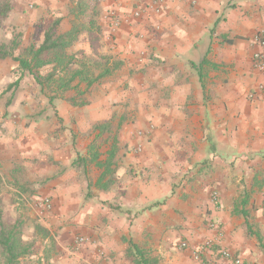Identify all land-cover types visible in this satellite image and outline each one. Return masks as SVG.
I'll return each mask as SVG.
<instances>
[{"label": "crops", "instance_id": "crops-1", "mask_svg": "<svg viewBox=\"0 0 264 264\" xmlns=\"http://www.w3.org/2000/svg\"><path fill=\"white\" fill-rule=\"evenodd\" d=\"M137 1L99 2L120 20L103 40L119 68L87 100L83 89L77 99L48 92L26 139L0 124V168L27 165L23 183L44 178L43 201L69 225L48 243L69 264H131L126 240L158 264H231L222 251L264 264V72L252 68L264 0H166L157 34L147 33L152 13L133 18L150 2L132 12ZM20 9L11 10L16 26ZM12 61L0 60V88L12 82ZM75 223L81 243L67 235ZM207 240L214 245L196 261Z\"/></svg>", "mask_w": 264, "mask_h": 264}, {"label": "rangeland", "instance_id": "rangeland-1", "mask_svg": "<svg viewBox=\"0 0 264 264\" xmlns=\"http://www.w3.org/2000/svg\"><path fill=\"white\" fill-rule=\"evenodd\" d=\"M9 1L11 10L14 4L21 5L19 12L20 17H17L21 18V21H19V25L16 26L14 24L15 21L11 17L10 10L8 16L3 20L0 26V44L9 45L13 39H16L19 48L14 52L15 56L19 55L20 50L31 45L38 47L42 42L44 31L57 20H59V29L61 32L68 31L73 23L81 24L88 20V18L85 17L75 18L73 12L79 0ZM84 1L92 5L91 0ZM100 1L101 0H99L97 4V13L94 14V21L100 28V31L96 29L97 39L94 42V46L97 52L104 54L106 47L104 46L105 42L103 40L106 36H110V32L113 30L115 31L119 26L115 29L111 27L110 22L113 16L109 9L106 10L105 14L103 13L101 7L98 6ZM111 1L113 0H102V3ZM142 1L144 0L137 1L136 4L134 3L130 6L132 12L137 8V3H142ZM98 7H100V9ZM150 16L154 17L155 15L151 14ZM156 17L157 16L153 18L155 23L153 25L146 19L149 23L147 33L157 34L158 25L155 21ZM70 52L78 53L79 58H81L82 54L85 56L91 54L92 50L86 33H81L78 41L71 47ZM46 72V69L41 70L42 74ZM11 73L13 75V77H11L12 82L0 88V120H2L0 124H6L4 131L7 132V137L19 141L21 137L26 139L29 136L30 130L36 129V127L34 128L31 124V117L38 115L40 119L43 120L45 114H47L48 92L42 94L39 91V87L35 90L33 79L27 74L21 75L18 68L12 70ZM15 81H18V85L12 86ZM20 81H22V83ZM73 87V89L68 91L67 95L69 97L73 96L76 99L81 95L82 89L86 90L84 98H79V101L87 100L93 91V89H87L85 83H80L76 87L73 84ZM30 102H33L34 105L31 106ZM46 123L47 122L43 121V127L41 128H44ZM139 133L138 135H140ZM27 164L29 163L27 162ZM30 170V167L23 165L22 169L15 174L14 169L0 168V208L3 212V218L11 224L15 221L19 222L24 239L27 242H33L30 255L22 258L19 264H69V262H71L69 260L72 257L64 252L62 253L63 250L56 251L53 245L48 243L54 242L55 244L56 241L59 242L61 236L59 231L69 225H67L68 223L63 225L61 217L45 208L43 201V199L46 198L44 192V178H38L41 179V182L29 183V181H26V183H23L24 179L26 180L28 178ZM11 177H14L13 179L16 183L13 184L10 181ZM21 185L24 189V197L19 196L15 192L19 191ZM71 228L72 230L69 231L67 235L70 236L71 234L69 238H72L73 242H75L81 237L78 232V225L75 223L71 225ZM42 229L47 233L46 237L42 236ZM78 249V247L72 246V248H69L68 252L74 254L79 251ZM73 262H76V259H73ZM0 264H2V261H0Z\"/></svg>", "mask_w": 264, "mask_h": 264}, {"label": "trees", "instance_id": "trees-1", "mask_svg": "<svg viewBox=\"0 0 264 264\" xmlns=\"http://www.w3.org/2000/svg\"><path fill=\"white\" fill-rule=\"evenodd\" d=\"M98 1L91 0V5L84 0H79L73 12L75 18L85 17L88 20L81 24H71V28L64 33L59 30V20L55 21L44 31L42 42L38 47L31 45L20 50L19 55L15 56L14 52L19 48L16 39H13L9 45L0 44V60L10 58L16 62L21 75H29L43 94L49 92L57 96L73 89V83L77 81L78 84L85 83L87 89L98 84L120 65V62L111 56L100 54L95 50L94 42L97 39V31H100L94 21ZM10 10V1L0 0V26ZM83 32L87 35L92 52L86 56L82 54L79 58L78 53H71L70 49ZM44 69L47 72L42 74L41 70ZM16 85L18 81L12 84V86ZM46 234L42 229V236L46 237ZM126 244L125 257L131 261V264H158L132 240H126ZM32 247L33 242H27L24 239L19 222L8 223L3 218L0 208V261L2 264H19L22 258L30 255ZM259 247L264 253V245L260 244Z\"/></svg>", "mask_w": 264, "mask_h": 264}, {"label": "built area", "instance_id": "built-area-1", "mask_svg": "<svg viewBox=\"0 0 264 264\" xmlns=\"http://www.w3.org/2000/svg\"><path fill=\"white\" fill-rule=\"evenodd\" d=\"M165 2L166 0H150L149 4L145 8H141L139 10L134 11L132 16L134 19H138L142 17L143 15H147L149 12L155 16H159L163 10V5ZM112 16L113 17L111 18L110 25L113 29H115L120 25V20L116 16L114 15ZM253 41L259 50L252 54V68L257 73H263L264 72V28L259 30L255 34ZM139 134L142 135L141 133ZM213 199L214 200L216 199L215 195ZM44 206L46 209L50 208L49 202L47 200H45ZM81 242H83V239L79 238L77 240V243H81ZM213 245H214V241L212 240L205 241L202 244V246L196 248L192 252L193 258L196 261H199L204 251L207 249H210ZM183 246H185V244H183L182 247ZM220 256L224 259L230 260L231 264H241L240 260L234 257L230 252L222 251L220 253Z\"/></svg>", "mask_w": 264, "mask_h": 264}]
</instances>
